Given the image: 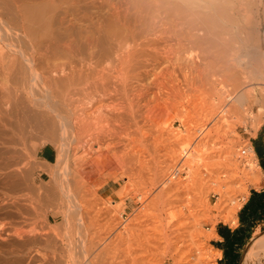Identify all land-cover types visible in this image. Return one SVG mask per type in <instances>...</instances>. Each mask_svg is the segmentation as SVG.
Listing matches in <instances>:
<instances>
[{"label":"rangeland","instance_id":"rangeland-1","mask_svg":"<svg viewBox=\"0 0 264 264\" xmlns=\"http://www.w3.org/2000/svg\"><path fill=\"white\" fill-rule=\"evenodd\" d=\"M96 1H97L96 5H93L87 11V15H85L86 16L85 18L87 19L84 18V21L83 22L81 21L82 23L79 22L78 24L81 23L82 26V24L85 22L82 27L87 28L86 25H88L90 21L97 22L98 19H100V17L102 18L105 16L104 18L106 19L108 17H112L111 15H113V19L108 18L111 19L112 22H114L112 23L111 32L109 33L112 35V39H111V35L109 36L108 34H106L105 36V38L110 39L109 42L111 44L119 48L122 44L120 50L122 49L124 53L129 51L132 52L134 51V49L136 50V48H139L141 45L144 46L143 47L141 46L140 50H137L139 52L141 51V48L142 50H144L143 49L144 47L147 49L148 47L152 49L161 48L159 49L161 51H158L159 53L162 52L161 53L162 55H160V57L163 56L166 58L167 56L166 58L167 60L162 57L161 63L163 64V66L161 65V63L158 65L159 67L157 66L158 68L154 67V69L152 68L153 66L151 67L146 66V71L144 67H139V69H137L138 68L137 66H132L130 70L134 72L129 70L130 73L131 72L136 73L140 71L141 76H139L140 77L139 79L137 77H132V78L130 77L127 80V82L124 83L123 85L121 83L120 76H118L120 71V66L118 64H116L115 62L111 64L107 60H103L102 63H99V66H101L103 62L105 65L111 64L112 66L115 64L116 66L115 72L117 71L115 73V75H117L116 78H118L117 80L115 78V85H116L115 87L118 90V91L116 90L115 93L117 95H115L114 93L113 96L106 97L107 99L104 97L105 98L103 99L104 103L101 102L100 107L98 109L99 111L102 110V112L105 111V113L107 112L109 114H112V116L115 117L116 119L112 117L114 123L111 122L112 124L110 123L108 125L107 123L106 124L102 123L104 120L100 122L98 121V123L99 124L102 123L101 125L102 126L104 125L103 128L107 132V135H105L106 132H103L104 134L102 133V135H104L103 137L105 138V143H108L111 140V142H113L112 144H115V145H111V147L110 146L108 147V149L110 148L109 152L111 150L112 151L110 153H112L113 151L116 152L118 149H120L121 152L118 150L119 151L118 153L117 151L118 157L114 156L118 158V160L119 159L121 160L119 161V165H118V161L114 160V158L111 159L112 162H110V164H108L107 161L104 162L102 160H99L97 164L87 165L88 163H86V159L88 158H85L83 154L86 153V149H88L89 147L88 143L79 144V146L78 144H76V137H74L75 134L73 133L74 132L73 126H70L72 125L70 118L77 115L78 112L82 114L81 115L78 113V116L81 117L85 116V113H83V111L84 110L86 111L88 108L87 106L91 105L89 102H87L88 99L83 98L81 94L79 95L81 97L77 96L80 92H77L76 93L77 95L76 94L72 95L71 101L73 103L76 101L75 102L76 105L73 104V108L74 107L78 108V105L79 106L82 105V106H81V110H79L80 107L78 109L77 108L74 109L75 111H77L76 114L75 112H73V115H70V113H72L73 110L72 111L70 109L68 110L69 107L66 104L67 101L64 102L60 101L58 97H54L52 93H49L48 91L47 94L46 89H44V87L41 86L42 84L39 83L40 79L38 80L37 78H33V82L31 81L32 79L30 80L31 82L28 84V86L31 85L30 88L27 86L30 89V93L28 92L29 94L27 96L32 100V102H34L35 99V103H33L34 105L33 108L31 109L32 112H34L35 110H36L35 112H37L38 110L41 111V113L49 115L55 120L57 124V129L59 128L58 129L59 131L56 130V132L53 134H51L50 131L48 133V131H46L47 130L46 128V130L41 129L39 131H36L35 133L34 132L30 133L31 135L29 134L22 138L17 137L16 135H15L16 137L14 136L15 138H17V140L15 139L17 141V143H15L16 150H18L17 158L18 159L20 158L19 160L18 159L17 160L19 162L18 163L19 169L21 170L20 171L21 187H19L18 189L19 190L18 192L20 194L19 197H20L21 206L24 207L25 204H27V201L29 200V196L32 197L35 195L34 199H35V205H36L38 217H36V225H34V231H33L34 237L37 239V241L40 240L44 241L45 238V240L52 239L57 243L59 242L58 245L64 243L67 245L66 248H69L70 245L68 244L69 241L71 242V245H75L79 243L78 246L77 245L73 247L70 246V248L67 249V254L69 255L68 258L70 257L71 260L75 259L74 257L75 255L77 258V255H79L80 253L84 254L83 250H85L84 248L89 240H92L96 244L95 252L99 251V249L102 250L105 248L106 250H109L107 248H110L111 250L113 249L112 247H114L113 251L115 250L114 252L117 254V252L126 250L128 247L133 246L134 244L139 242L140 238L137 239L135 229L133 230L134 224L133 223L131 224L130 220L133 217L141 216L142 218H146V219L137 222V224L139 225L143 224L141 228L142 227L146 228L149 235L152 237V240L155 241V244L158 245V250L156 249L152 250L153 256L152 255L150 256H152V258H156V257L158 259L160 258L161 260L159 264H171L170 260H168L169 256L171 255V252H169L167 248L169 247L168 244L171 241H174L176 238L172 237V235H168V232L171 229L169 228L171 223L170 220L171 218L169 216L172 212H176L179 217L178 219L180 220L181 223L187 220H191L192 219L191 216L194 217L196 216L195 218L200 220V224H201L200 226L204 232L208 231L212 226L214 231V233L211 234V236L205 239L203 236L199 237L195 235H189L188 233H181L178 237L177 244L178 245L180 244L179 246H182V249L186 250L187 248L192 246L193 242L195 243L196 241L198 242L200 241L204 243V244L202 243L203 247L205 248L203 250L204 252L203 256L207 255L204 256V258H207L206 261L208 264H264V255H262V253L260 255V260H257L255 255H252V257L249 256L248 258L245 257L247 251L249 250V247L252 245L253 240L256 238V236L264 234V217L255 220V222H253L251 225L247 226L242 231H239V233L241 234V243L239 246H237V248L233 250L232 254L230 255L231 258H234L233 262H230L229 259H227L225 262L223 261L224 252L221 248L218 247L217 244V242L222 241V237L219 236L217 232L218 225H226L231 230H235L240 225V221L238 217L239 211L244 205V203L247 201L251 193V190L252 189L261 190V188H264V165H262V162H260V158L258 154L254 153L253 156L254 158L252 157L254 159V166H253L254 168H249L248 159L246 158V154H245V150L248 151V148L251 147V144H255V141L264 142V112H262L264 111V106L259 105V103H257L255 107L249 111L248 114L244 115V120L241 123L234 124L233 126H230V119L229 120L228 118L225 119L226 122L224 123V127H222L224 128V130L222 128L213 130L209 134V136H206L205 132L201 128L203 122L208 123L209 121L207 120L209 119L207 112H210L211 105H216L217 102L222 101L217 104L218 110H216V112L218 111V114H221L220 113L221 111L219 110L221 106L224 105L227 106L230 102L234 101V98H232L231 100L228 99L224 88L221 86L222 83L221 82L219 83V81L215 80L213 76L209 75L211 72V68L208 67L207 62L214 59L213 57L215 56L213 55L216 54L215 53L216 48H218L217 50L220 51V52L217 51V53L219 52V55H223L225 50V48L223 47L226 46L227 40L232 38L235 41L234 43L235 51H237L236 50L237 48L241 49L236 52L239 58H243L246 60L248 58L246 52H248L250 53L248 55L252 57V59H254L255 61L259 62L261 59H264V0H254V3L253 0H247L248 3L245 5V8L248 7L249 10L251 9L250 11L248 10V8L246 10L244 8L243 11L241 10L240 3H242L243 0H239L242 1V2L238 1L239 3L237 2V0H234L233 1L234 3L231 1L228 2L227 0L226 1L225 0H190V1L188 0H113L112 1L111 0V2L110 0L107 1L96 0ZM244 3H246V0H244V2L242 3L243 7H244ZM112 4L117 5V8L115 7V5L112 6ZM238 5L240 7L239 9L237 7ZM109 6H111L112 9ZM212 6L216 9H213ZM127 7L129 8V10H127L128 9ZM114 8H116L117 10H119L120 8L119 12L121 11L122 8V12L120 13L118 11L116 12V9L113 11ZM184 9L187 12H185ZM188 9L190 10L188 11ZM123 11L125 12L128 11L127 14L129 13V15H127ZM110 12H112L113 14H111ZM192 13L193 15L196 14V16H192ZM246 13H249L248 14L249 17L247 16ZM115 14H117L118 16ZM186 14L189 16V18L188 16H186ZM250 15L252 16V18L250 17ZM115 16H117L118 19ZM125 16H127L126 19L124 18ZM129 16H131L130 19H128ZM193 17H195L196 19ZM190 18L192 21L190 20ZM114 19H117V22ZM199 19L202 20L200 21ZM127 20L130 21L128 22ZM100 21L102 22V19H100L98 23H101ZM118 21H120L121 23L120 22L118 23ZM122 21L124 22L122 23ZM187 21L190 23H188ZM124 23L126 28L124 27ZM131 26L135 27L134 33L135 32L140 33L137 36H135L136 42L133 41V38L135 39V37H134V33L132 34L133 28ZM190 26L192 27L190 28ZM128 27L132 28V30H130V28ZM214 27L215 29H213ZM119 28L121 31H119ZM85 32L83 33L84 35L86 34ZM112 32L115 33L117 32V34L115 33L112 34ZM217 33L219 35H217ZM4 34L3 36L1 34V36L4 38L0 36V47L1 49H3L5 55H10L13 52H15L14 50L19 48L20 50L24 49L22 48L24 45H26L24 44L26 43L24 41V38L18 39L15 38L16 36L14 35L15 37L13 39V34L12 35L5 34V36ZM158 34L160 35V37ZM94 36L93 38L95 37L97 38V36L95 37ZM9 37L12 38L10 39ZM7 38H9V40ZM128 38H130V41H128L129 40ZM145 38L146 40H143ZM150 38L151 39L153 38V40H151ZM160 38L163 39L161 40ZM165 38L168 40L167 42ZM116 39H118V42ZM131 39L133 42L131 41ZM122 40L125 41L123 42ZM157 40L159 41L158 42L159 47L156 45ZM20 41L24 42L23 45H21L22 42ZM96 42H93V44H91L90 50L97 53V50L102 49L104 47V44L102 42L98 43L99 41L97 43ZM13 43L14 44L21 43V44L18 47L15 46ZM223 44L225 46H223ZM94 46L96 47L93 48ZM26 49L27 48H25V50ZM94 49L96 51H94ZM222 50L223 52H221ZM26 51H30V50L27 49ZM182 51L184 54L193 56L191 57L193 58L192 60H195L194 62L196 63V65H198V68L203 70V72L207 74L208 78L200 77L199 79V76L197 75L196 73L197 71H195V69H189L185 66H181L180 64H178L175 56L177 57L180 54V52L182 53ZM189 52L191 54H189ZM170 57L175 59V61L172 60ZM196 60L198 63L196 62ZM164 67H166L167 69ZM105 68L107 69L106 66ZM177 68L178 70H176ZM181 69H183L185 72L182 71ZM142 70L143 72H141ZM169 70H171L172 72ZM144 73L147 74L145 75ZM196 75L198 78L196 77ZM189 77H191V79ZM257 78L258 76L255 75L253 80H251L248 83H243L242 84L243 88L241 87L240 91L245 90L247 87H251V86L258 87L257 86L259 85L258 81H262V80L260 78L258 79ZM201 79L202 80L204 79V81H202ZM142 80H144L143 81L144 83L142 82ZM195 80L198 82H196ZM240 80L242 81V79ZM35 82H37V85ZM116 82H119V84ZM129 83L131 84V86ZM261 86L262 88H264V85L261 84ZM134 88L135 89L137 88L142 92L137 91L136 89L135 91L138 93L137 94L134 91ZM29 89H27V91H29ZM94 89L95 88L92 89L93 90L92 95L95 93ZM142 89H144V91ZM217 89L219 91V94L217 93L218 92ZM34 91L36 92L35 93L36 95L34 94ZM118 92H120L121 95ZM44 93H46V95H44ZM161 93L163 94L162 96ZM97 94L98 93H96V96ZM127 94L130 96H127ZM131 94H135V95H131ZM48 96H50L49 97L50 99L48 98ZM75 97H77L76 100ZM261 97L262 99H264V95H261ZM55 98L57 102L54 100ZM80 98L81 99L83 98V102H80L81 100ZM30 99L28 100L30 101ZM77 100L80 103H78ZM81 103L83 104L86 103L87 105H83ZM53 104L56 106L55 108H53L54 107ZM63 105L65 106L63 107ZM66 106L68 107L67 111L68 112L70 111L69 113L66 111L65 108ZM260 106L261 109H259ZM58 107H59V111H58L59 113H57ZM38 108H41L42 110L41 109L39 110ZM49 108L51 109V111ZM62 108L64 109L62 110ZM60 110H62L63 112ZM65 112L67 113L65 114ZM55 113L57 115L60 114L59 116L60 118ZM61 113H63V115ZM115 114L117 115V117ZM62 116H64L65 118L64 121L61 119ZM59 119L63 122H59L60 121ZM67 119H70V121ZM135 123H137L138 125L139 124L144 125L143 127H145L143 128L142 131L144 132L145 130V133L143 134V136L145 135L144 145L134 144V141L132 140V136H133L132 130L134 127L136 128L137 125ZM106 127L109 128L107 129ZM220 130H222L223 132ZM108 131H110V133ZM67 132H71L72 135ZM127 133L130 135H128ZM176 135L177 136L179 135V137H177ZM173 136L176 138H174ZM108 138L110 140H108ZM117 139L119 140V142H117ZM122 141L125 142L123 143ZM131 141H133L132 142L133 144H131ZM159 148L161 149V151L159 150ZM165 148L167 149V151ZM168 149L169 151L173 150V152L171 151L169 153ZM72 153L77 154L79 158L78 157L76 158H78L79 160L76 158L73 159L75 155H73ZM171 153H173L175 156H173V154ZM168 154L169 156L172 155V157H169L170 158L169 163L168 161H166L168 158L167 157ZM82 155L83 157H80ZM209 159L212 160L209 161ZM184 160H187L186 163L184 162ZM223 160H225V162ZM228 161L230 163L231 162L234 163V165L232 166L234 169L233 168H231L230 170L225 169L229 173L228 172H224V174L221 173L220 177L222 178V180L224 179L227 180L226 175L230 173H233L234 175L236 174L237 176L233 180L228 181V185L231 184V188H232L230 192V194H232L231 197L233 198V201H235L238 204L236 208L235 219L232 221H228L226 223L222 221H215L213 223L211 219L206 217V214H208L207 209L210 206H212L217 200V193H216L217 179H215L216 177L214 178L215 174L213 172L218 168L220 170L222 169L224 170L223 164L228 163ZM164 162L166 164L165 165L166 167L164 166ZM112 164L113 165L115 164V166L117 165V167L113 166ZM113 167L118 169L113 170ZM121 167L123 169L124 168L127 169V167L131 168L130 170H128L131 175L128 176V174H123ZM249 169L250 171L252 170L254 174L258 176V182L255 184L251 183L250 180L246 178L247 177L246 173L247 171H249ZM113 171H115L116 173L115 175H112ZM238 172L239 173L242 172V173H240L239 175ZM237 173L239 176L237 175ZM167 174L168 176L169 175L170 176L168 177ZM80 175H81V179H80ZM168 178L173 182L176 179L178 180L179 185L177 189L172 190L169 187H165L166 184L168 183L167 182ZM165 181L166 183L163 184V182ZM239 185H243L244 190L242 191L238 190L240 187ZM114 186H116L115 190H117V187H119V189H121V192L119 193L115 192L116 193L115 194L114 191L112 190L113 189L112 187ZM27 190L28 191L30 190L31 193L28 192ZM27 193H30V195ZM80 194L82 195V201L80 198ZM77 195L79 196L77 197L78 199L75 197ZM25 198L26 199L28 198V200H26ZM126 198L127 199L133 198L135 204L133 208H131L130 210L127 209L125 210L126 212H122V203L123 200ZM233 201H231L230 204H232ZM98 209L106 210V211L108 210L107 216L104 219V223H103L104 225L102 228H99V230L87 226L88 218H86V215L84 213L85 211L87 212L89 210L88 211L89 215L90 213L92 215L93 213H95L94 211ZM64 210L66 211L65 213L69 214L68 217L64 216L61 213V211L64 212ZM80 212H82L85 216L84 215L78 216V213ZM53 214H55V217L51 219V216ZM16 215H18L16 219L17 220L19 219L18 225L21 228L22 233L19 238H17L16 236L11 237V235L6 236L7 241L10 242L21 241L26 239L28 236V234H26L25 232L29 228L28 223L24 220V217L22 215L20 214H16ZM81 219L82 220L84 219L83 220L84 223L82 222ZM88 236L91 238L89 239ZM112 239L114 241L113 242L114 246L111 245ZM102 241H107V242L109 241V244L107 242L102 243ZM73 242L75 244H73ZM81 244H83L84 247ZM81 247H83L82 251L80 250ZM80 256L81 255H79V257ZM244 257L247 259L244 260L245 259ZM34 258L35 259L39 258L40 260V258L42 257H40V255L37 256L35 255ZM35 259H34L35 264H39L42 261V259L40 261L36 259L38 261L36 263ZM152 264H158V263L154 261Z\"/></svg>","mask_w":264,"mask_h":264},{"label":"bare ground","instance_id":"bare-ground-1","mask_svg":"<svg viewBox=\"0 0 264 264\" xmlns=\"http://www.w3.org/2000/svg\"><path fill=\"white\" fill-rule=\"evenodd\" d=\"M188 1H190V0H188ZM227 1L233 2L234 0H227ZM238 1L239 0H237V2ZM96 2H97L96 0H0V36H1V34L3 36L4 33L10 34V35L13 34V39L16 36L15 38H18V39L24 38V41L26 42V43H24V42L20 41V42H22V44L20 43L21 45H23V43L26 44V45H24L25 47L24 46L22 47L24 49L23 50H20V48L16 49V50H14L15 52H13L10 55H5L3 49H1V47H0V240H1V242H0V264H35L34 263L35 262L34 261L35 255L36 256L40 255V257H42V258H40V260L42 259V261H41L42 263L40 262L39 264H152L154 261L158 264L160 263V260H161L160 258L159 259L157 257L152 258V256H153L152 250H154V249L158 250V245L155 244V241L152 240V237L149 235L147 229L144 227L141 228V226L143 224H140V225L137 224V222L143 221L146 218H142L141 216H136L130 220L131 224L132 223L134 224L133 230L135 229L136 237H137V239L140 238V240L138 243H136L134 245L132 244L133 246L128 247L126 250H122L121 252H117V254H116L114 252L115 250L113 251L114 247H112L113 249H111V250H110V248H107L109 250H106V248H105L102 250L99 249V251L95 252V245L96 244L92 240H89L87 244H86L87 241L85 242V244H86V246L84 248L85 250L82 249L84 247V245L81 244V245H83V247H81L80 250L81 251L83 250L84 254L82 253L83 254L82 255L80 253L79 255H81V256L79 257V255H77V258L75 255L74 256L75 259L71 260L70 257L68 258L69 255L67 254V249H69L70 246L71 247H73L75 245L78 246L79 243L75 244L73 242V244H75V245H71V242L69 241L70 242V243L68 242V244H70L69 248H66V246H67L66 244L61 243V245L60 244L58 245L59 242L57 243L56 241H53L52 239L45 240V238H44V241L43 240L37 241V239L34 237V232H33L34 231V225H36V217H38L37 216V209H36V205H35V199H34L35 195L33 194L34 196H32V197L29 196V200H28V198L27 199L25 198L28 201L24 207L21 206V204H20V197H19L20 194L18 192L19 191L18 189H19V187H21V185H20V183H21V179H20L21 178V172L20 171L21 170L19 169V165H18V163H19L18 160L20 158L19 159L17 158V153H18L17 151L18 150H16V144H15V143H17V141H16L17 138H15V137L17 136V137L22 138V137L29 135L30 133H33V132L35 133L36 131H39L41 129L46 130V128H47L46 131H48V133L50 131V133L53 134L56 132V130L59 129V128L57 129V124H56L55 120L52 117H50L49 115L41 113V111H38V110H37V112H35L36 111L35 109H34L35 111L33 110L34 112H32L31 109L33 108V105H34L33 103H35V99L33 98L34 102H32V100L27 95L30 93L29 88L31 86V85L28 86V84L31 81L33 82V78H37L38 80L40 79L39 83H41L42 84L41 86H43L44 89H46V92L48 91L49 93H52V95L54 97H58L60 101H63V102L67 101L66 104L68 105L69 108L66 106L65 107L66 111H67V108H68V110L69 109L71 111L73 110L72 113H70V115H73V112H75V114L77 113V111L74 110L77 107L73 108V104L76 105V103H75L76 101L74 103L71 101L72 95H75L77 92H80L78 95L77 94L76 95L79 96L81 94L83 96V98L88 99L87 102H89L91 105L87 106L88 108L86 107L87 108L86 111L83 109L84 110L83 113H85V116L84 117L78 116V113H79L78 112L77 115L70 118L72 125H70V124L69 125L73 126V131H74L73 133L75 134L74 137H76V144H78V146H79V144L88 143L89 147H88V149H86V153L83 154L85 158H88V159H86V163H88L87 165L97 164L99 160H102L104 162L107 161V163L110 164V162H112L111 159H113V158H114V160L118 161V165H119V161H121V160L120 159L118 160V158H116L114 156L118 155L120 149H118L119 151L117 150L118 153H117V151L116 152L113 151L112 153H110L112 150L109 152L110 148L108 149V147L109 146L111 147V145H115V144H112L113 142H111V140L109 138H108V140H110V141L108 143H105V138L103 137L104 135H102V133L106 132V130L103 128L104 125L102 126L101 124L107 123V125H108L111 122L114 123V121L112 120L113 116H112V114H109L107 112L105 113V111L102 112V110H100L101 111L100 112L98 110L100 107V103L101 102L104 103L103 99H105L106 97L113 96L115 91L117 90V88L115 87L116 86L115 85V78L117 76V75H115V73L117 72V71L115 72L116 66H115V64L111 66V64L115 62L116 64H118L120 66V71H119L118 76H120V80H121V83L123 85L124 83L127 82V80L130 77L131 78L137 77L139 79L140 78L139 76H141L140 71L136 72V73H132V72H134V71L130 70V68L132 66H137L138 67V68L136 67L137 69H139V67H144L145 71H146V66H148V67L153 66L152 68L154 69V67L156 68L162 61L161 58L163 56L160 57V55H162L161 54L162 52L161 53L158 52V51H161V50H159L161 48H159V49L153 48L152 49V48L148 47V49H147L144 47L143 48L144 50H142V48H141V51L139 52L137 50H140V47L144 46V45L140 46V44H139L140 47L136 48V50L134 49V51H132V52L129 51V52L124 53L122 51V49L120 50V48L122 47V44H121V46L119 45L120 48L115 47L113 44H111L109 42L110 39L105 38V36H106V34H108L109 36L111 35L109 33L111 32V26H112V23H114V22H112L111 19H108V18L113 19V15H111L112 17H108L106 19L104 18L105 16L102 18L100 17V19H102V22L100 21L101 23H98V21L100 19H98L97 22H91L90 21V23L89 24L87 23L88 25H86L87 28L86 27L83 28L82 26L85 22L82 24V26H81V23L84 21V18L86 17L85 15H87L88 9L90 7H92L93 5H96ZM110 2H111V0H110ZM239 2H242V1H239ZM243 2H244V0H243ZM242 3H240V7H241V10L243 11L245 8V5L248 3V1L246 0V3H244V7H243ZM253 3H254V0H253ZM114 5L112 4V6H114ZM109 7L112 9L111 6H109ZM115 7L117 8V5H115ZM237 7H238V9L240 8L239 5ZM116 8H114L113 11ZM247 8H245V10ZM123 9H126V8H123ZM190 9H188V11ZM213 9H216V8L213 7ZM119 10H120V8H119ZM119 10L116 9V12L117 11L119 12ZM127 10H129V8ZM248 10H249V8H248ZM110 11H112V10H110ZM184 11H185V9H184ZM120 12H122V8H121ZM123 12H125V11H123ZM127 12H125V13L127 14ZM185 12H187V11H185ZM110 13L113 14L112 12H110ZM246 14L249 17V15H248L249 13H246ZM115 15H117V14H115ZM119 15H121V14H119ZM127 15H129V13ZM117 16H115V17L117 18ZM186 16H188V15L186 14ZM192 16H196V14L193 15V13H192ZM126 17L127 16H125L124 18L126 19ZM250 17L252 18L251 15H250ZM130 18H131V16H129L128 19H130ZM188 18H189V16H188ZM193 18H195V17H193ZM85 19H87V18H85ZM117 19H114V20H116V22H117ZM190 20H191V18H190ZM199 20L201 21L202 19H199ZM87 21H89V20H87ZM120 21H121V19H120ZM120 21H118V23ZM193 21H194V19H193ZM79 22H81V23L78 24ZM123 22L124 21H122V23ZM133 23H132V25H133ZM188 23H190V22H188ZM194 23H196V22H194ZM76 25H78V26H76ZM194 26H196V25H194ZM194 26H193V28H194ZM124 27H125V23H124ZM145 27H147V26H145ZM191 27L192 26H190V28ZM128 28H130V27H128ZM132 28H133V32L132 31L131 32L133 34L135 27L133 26ZM132 28H130V30H132ZM84 29L86 30V32ZM213 29H215V27ZM119 31H121L120 28H119ZM84 32L86 33L85 35L83 34ZM124 32H126V31H124ZM114 33L115 32H112V34H114ZM127 33H129V32H127ZM205 33H207V32H205ZM5 34H4V36H5ZM115 34H117V32ZM138 34H140V33L135 32L134 37L137 36ZM212 34H214V33H212ZM94 35L97 36V38ZM217 35H219V34L217 33ZM93 36L95 38H93ZM113 36H115V35H113ZM215 36H216V33H215ZM159 37H160V35H159ZM162 37H164V36H162ZM176 37H177V34H176ZM186 37H188V36H186ZM2 38H4V37H2ZM9 38L11 39L12 37H9ZM9 38H7V39L9 40ZM130 38H128L129 39L128 41H130ZM153 38L152 39L150 38V39L153 40ZM181 38H182V36H181ZM111 39H112V35H111ZM150 39H149V42H150ZM116 40L118 42V39H116ZM135 40H136V37H135V39L133 38L134 42H136ZM143 40H146V38ZM188 40H189V38H188ZM96 41L97 42L99 41L98 43L102 42L104 44V47L100 50L98 49L99 52L97 50V53L90 50L91 44H93V42H96ZM131 41H132V39H131ZM167 41L168 40L166 39V42ZM223 41H225V40H223ZM158 42L159 41L157 40V44L155 43L157 46H158ZM147 43H148V41H147ZM234 43H235L234 39H232V38L228 39L226 46L223 44V46H225V47H223V48H225L223 55H219L220 51L217 50L218 48H216V52H215L216 54L213 55V56H215V57H213L214 59L210 60V61H208L206 59L208 61L207 62L208 67L211 68V72H210V74L209 73L208 74L213 76V78L215 80L219 81V83L220 82L222 83L221 86L224 88L228 99L231 100L232 98H234V101L230 102L227 106H225V105L221 106V108L219 109L221 111L220 112L221 114H218V111L216 112V110H218L217 104L222 102V101L218 100L219 102H217V104H216L217 107H216V105H211L210 112H207V114L209 116L208 117L209 119H207V120H209V121H208V123L203 122L201 125V128L205 132L206 136H209V134L213 130H217L219 128L224 127V123L226 122L225 119H227V118H228V120L230 119V126H233L234 124L241 123L244 120V115L248 114L249 111L252 110L257 103H259V105L264 106V99H262V97H261V95H264V88H262V86H261V84L264 85V59H261L259 62L255 61L254 59H252V57H250L248 55V54H250L248 52H246L247 56H248V58L246 60L243 58H239V56L236 54V52L238 50H241V49L237 48L236 49L237 51H235ZM20 44L15 43L14 45L19 47ZM134 44H136V43H134ZM157 46H155V47H157ZM95 47L96 46H94L93 48H95ZM150 47H151V45H150ZM160 47H161V45H160ZM25 48H27L30 51H26L27 49L25 50ZM156 49H158V50H156ZM94 51H96V50L94 49ZM162 51H164V50H162ZM217 51H219V52L217 53ZM204 52H206V51H204ZM221 52H223V50ZM189 54H191V53L189 52ZM164 56H166V55H164ZM169 56H171V55H169ZM191 57H193V56L192 55L190 56L188 54H184L183 51H182V53L180 52V54L177 57L175 56L178 64H180L181 66H185L189 69H195V71H197L196 73L199 76V79H200V77H203V78L207 77L208 78L207 74H205V72H203V70L198 68V65H196V63L194 62L195 60H192L193 58H191ZM163 58L166 59L167 56H166V58L165 57H163ZM171 59L175 61V59H173V58H171ZM103 60H107L109 63H111L108 65H105L103 62L102 65H105L107 67V69L105 68V66H102V65L99 66V63H102ZM168 61H169V59H168ZM196 62H197V60H196ZM169 63H171V62H169ZM161 65L163 66L162 63H161ZM200 66H202V65H200ZM164 68H166V67H164ZM129 70L132 72L130 73ZM176 70H178V68ZM181 70L184 71L183 69H181ZM169 71H171V70H169ZM141 72H143V70ZM167 72H168V70H167ZM144 74L146 75L147 73H144ZM145 75H144V77H145ZM197 75H196V77H197ZM255 75L258 76V78H260L262 80V81H258V84H259V85H257L258 87H252L251 86V87H247L246 89L244 88L245 90L240 91L242 84L248 83L251 80H253ZM137 78H135V79H137ZM170 78H172V77H170ZM189 78L191 79V77H189ZM117 79L118 78H116V80ZM240 79H242V81ZM215 80H214V82H215ZM143 81L144 80H142V82ZM202 81H204V79ZM196 82H198V81H196ZM35 83L37 85V82H35ZM116 83L119 84V82H116ZM130 86H131V84H130ZM194 87H196V86H194ZM26 88L29 89V91H27ZM93 88H95L94 89L95 93L92 95V91H93L92 89ZM128 88H130V87H128ZM136 89L134 88V91ZM142 90L144 91V89H142ZM219 90H220V88H219ZM127 91H126V93H127ZM137 91H140V90L137 89ZM217 91H218V89H217ZM41 92H43V91H41ZM48 92H47V94H48ZM140 92H142V91H140ZM184 92H185V90H184ZM35 93L36 92L34 91V94ZM96 93H98L97 96H96ZM118 93H120V92H118ZM144 93H146V92H144ZM217 93L219 94V91ZM135 94H131V95H135ZM44 95H46V93H44ZM115 95H117V94L115 93ZM120 95H121V93H120ZM162 95L163 94L161 93V96ZM127 96H130V95L127 94ZM235 96H236V98H235ZM49 97L50 96H48V98ZM79 97H81V96H79ZM76 98L77 97H75V100H76ZM83 98L82 99L80 98L82 101L80 99H78V100H80V102H83ZM28 99H30V101ZM38 99H37V101H38ZM49 99H48V101H49ZM54 100L56 101V98ZM78 100H77V102H78ZM80 102H78V103H80ZM45 103H46V101H45ZM49 103H50V101H49ZM86 103L85 104L81 103V104L87 105L88 103L87 104ZM35 106H37V105H35ZM53 106H54L53 108L56 107L54 104H53ZM64 106L65 105H63V107ZM81 106L78 105V108L80 107L79 110H81ZM43 107H45V106H43ZM50 108H52V107H50ZM60 108H61V106H60ZM102 108H103V106H102ZM38 109L40 110L41 108H38ZM57 109H58L57 113H59L58 112L59 107ZM63 109L64 108H62V110ZM117 109H119V108H117ZM259 109H261V106L259 107ZM62 110H60V111H62ZM50 111H51V109H50ZM111 111H113V110H111ZM30 112H32V113H30ZM67 112H65V114ZM262 112H264V111H262ZM61 114L63 115V113H61ZM79 114H81V113H79ZM57 116L59 117L60 114ZM66 116H68V115H66ZM62 117H61V119L64 121L65 118H64V116H62ZM116 117H117V115H116ZM134 117H136V116H134ZM113 118H115V117H113ZM70 119H67V120L70 121ZM145 119H146V117H145ZM102 120H104L105 122L103 121L101 124H99L98 121L100 122ZM63 121L60 120L59 122H63ZM123 121H124V118H123ZM135 124H137V123H135ZM66 125H67V123H66ZM143 126L144 125H140V124L138 125L137 124L136 128L135 127L133 128L132 140L134 141V144L144 145V143H145L144 142V140H145L144 136L145 135L143 136V134L145 133V130H144V132H142V131H143V128H145V127H143ZM58 127H59V125H58ZM117 127H119V126H117ZM222 129L224 130V128H222ZM220 131H222V130H220ZM108 132L110 133V131H108ZM118 132H120V131H118ZM67 133L71 134V132H67ZM128 133H130V132H128ZM105 135H107V132ZM128 135H130V134H128ZM171 137H172V135H171ZM177 137H179V135ZM174 138H176V137H174ZM186 139H188V138H186ZM20 141H22V140H20ZM133 141H131V144H133L132 143ZM167 141H169V140H167ZM117 142H119L118 139H117ZM120 142H121V140H120ZM217 142H219V141H217ZM174 145H176V144H174ZM159 147H161V146H159ZM159 150L161 151L160 148H159ZM19 151H20V149H19ZM166 151H167V149H166ZM168 151H169V149H168ZM171 151L173 152V150H170L169 153ZM164 153H165V151H164ZM171 154H173V153H171ZM186 154H189V153H186ZM245 154H246V158L248 159L249 168H254L253 167L254 166V159H253L254 158L253 157L254 152H253L252 148L249 147L248 151L245 150ZM73 155H75V157H73V159H75L76 157L79 158V156H77V154H73ZM83 155L80 157H83ZM165 155H166V153H165ZM173 156H175V155L173 154ZM213 156H216V155H213ZM167 157L168 158L172 157V155L169 156V154H168ZM78 158H76V159H78ZM168 158L166 161H168V163H169L170 158H169V160H168ZM211 160L209 159V161H211ZM128 161H130V160H128ZM186 161L187 160H184L185 163H186ZM223 161L225 162V160H223ZM229 161H228V163L223 164L224 170L223 169L220 170L218 168L213 172L215 175L212 173L214 175V178L216 177L215 179H217V184H216L217 185L216 186L217 200L212 206H210V207L208 206L209 207L207 209L208 214H206V217L211 219L213 221V223L215 221L228 222V221H232L235 219L236 208H237L238 204L235 201H233V198L231 197L232 194H230V192H231L232 188H231V184L228 185V181L233 180L237 176H236V174L234 175L233 173H230V174L226 175L227 180H225V179L222 180V178L220 177L221 173L224 174V172H228L225 169L230 170L231 168H233L232 166L234 165V163L231 162L232 163L231 164ZM185 163H184V165H185ZM188 163H190V162H188ZM165 165L166 164L164 162V166ZM187 165H189V164H187ZM113 166H115V164ZM115 167H117V165ZM115 167H113V170L118 169ZM182 168H183V166H182ZM130 169L131 168H129V167H127V169L126 168L123 169L121 167L122 173L128 174V176L131 175L130 172L128 171ZM81 171H82V169H81ZM249 171H250V169H249ZM249 171H247V173H246L247 174L246 178H248L250 180V182L253 184L257 183L258 182V176L255 175L252 170L250 172ZM235 173H236V171H235ZM238 173H237V175H238ZM240 173H242V172H240ZM240 173H239V175H240ZM249 173H250V175H249ZM81 174H83V173H81ZM115 174H116L115 171H113L112 175H115ZM167 176H168V174H167ZM226 177H224V178H226ZM80 179H81V175H80ZM176 180H174V182H173L172 180H170L168 178V180H167L168 183L166 184L165 187H169L172 190L177 189L179 182H178V180L177 181ZM164 183H166V181L163 182V184ZM239 186L240 187L238 190H240V191L244 190L243 185H239ZM23 187H25V186H23ZM28 192H30V190ZM30 193H27V194L30 195ZM23 195H25V194H23ZM75 197L77 198L79 196L77 195ZM80 198L82 201V195L81 194H80ZM231 201H233L232 204H230ZM88 211L84 212L86 215V218H88L87 226H90V228L91 227L96 228L98 230H99V228H102L104 225L103 224L104 219L107 216L108 210L106 211V210H99L98 209V210L94 211L95 213H93L92 215H91V213L89 215ZM65 212H66L65 210H64V212L61 211V213L64 216L68 217L69 214L65 213ZM16 214L22 215L24 217V220L28 223L29 228H28V230L25 231L26 234H28V236L24 240L10 242V241H7L6 236L11 235V237L16 236L17 238H19L21 236V233H22V230L18 225L19 219L18 220L16 219V217L18 215H16ZM79 215L82 216L84 214L82 212H80V213H78V216ZM197 215H199V214H197ZM21 217H19V218H21ZM54 217H55V214H53L51 216V219ZM169 217L171 218L170 219L171 223L169 226V228H171V229L169 230L168 235H172V237L176 238L174 241H171L168 244L169 247L167 248L168 251L171 252V255L168 258V260H170L171 264H208L206 261L207 258H204V256H207V255L203 256V254H204L203 250L205 249L203 247V244H204L203 242H200V241L199 242L196 241L195 243L193 242L192 246H190L189 248H187L185 250V249H182V246H179L180 244L179 245L177 244V240H178V237L181 233H188L189 235H195V236H199V237L203 236L205 239L214 233L213 226L208 231L204 232L201 229L200 220L196 219L195 218L196 216L195 217L191 216L192 217L191 220H187L183 223H181L180 220L178 219L179 217H178V214L176 212H172ZM83 220H82V222H83ZM85 224H86V222H85ZM108 234H109V232H108ZM90 238L91 237H89V239ZM109 241L108 242L102 241V243L107 242L109 244ZM99 242H100V240H99ZM113 242L114 241L112 239L111 245L114 244ZM105 246H106V244H105ZM108 247H109V245H108ZM261 253H262V255H264V234L256 236V238L253 240L252 245L249 247V250L247 251L245 257L248 258L249 256L252 257V255H255L257 260H260ZM150 255H152V256H150ZM247 258H245L244 260H246ZM36 259L39 260V258H36ZM37 262L38 261L36 260V263Z\"/></svg>","mask_w":264,"mask_h":264},{"label":"trees","instance_id":"trees-1","mask_svg":"<svg viewBox=\"0 0 264 264\" xmlns=\"http://www.w3.org/2000/svg\"><path fill=\"white\" fill-rule=\"evenodd\" d=\"M254 146L260 162L264 165V142L255 141ZM238 217L240 225L235 230H231L226 225H218L217 232L222 237V241L217 242V244L224 252V262L227 259L230 262L234 260L230 255L241 243V234L239 231L251 225L255 220L264 217V188H261V190H251L247 201L239 211Z\"/></svg>","mask_w":264,"mask_h":264},{"label":"crops","instance_id":"crops-1","mask_svg":"<svg viewBox=\"0 0 264 264\" xmlns=\"http://www.w3.org/2000/svg\"><path fill=\"white\" fill-rule=\"evenodd\" d=\"M251 147H252V149H253V152L256 154L257 152H256V150H255V146H254V144H251ZM118 186V185H117ZM113 189V191H114V193L116 192V193H119V192H121V189H119V187H117V190H115V188H116V186H114V187H112ZM115 193V194H116ZM114 194V195H115ZM134 200H133V198H126V199H124L123 200V203H122V212H126L125 210H130L131 208H133V206H134ZM245 204V203H244ZM224 223H226V222H224Z\"/></svg>","mask_w":264,"mask_h":264}]
</instances>
